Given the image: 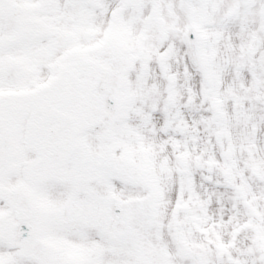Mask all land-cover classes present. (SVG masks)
I'll return each mask as SVG.
<instances>
[{
    "label": "snow or ice",
    "instance_id": "1",
    "mask_svg": "<svg viewBox=\"0 0 264 264\" xmlns=\"http://www.w3.org/2000/svg\"><path fill=\"white\" fill-rule=\"evenodd\" d=\"M0 264H264V0H0Z\"/></svg>",
    "mask_w": 264,
    "mask_h": 264
}]
</instances>
